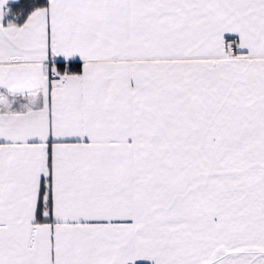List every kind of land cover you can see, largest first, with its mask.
<instances>
[{
    "label": "snow or ice",
    "instance_id": "1",
    "mask_svg": "<svg viewBox=\"0 0 264 264\" xmlns=\"http://www.w3.org/2000/svg\"><path fill=\"white\" fill-rule=\"evenodd\" d=\"M0 264H264V0H0Z\"/></svg>",
    "mask_w": 264,
    "mask_h": 264
}]
</instances>
